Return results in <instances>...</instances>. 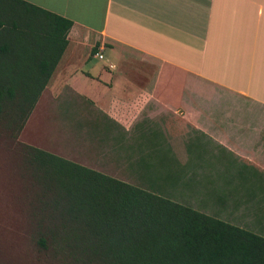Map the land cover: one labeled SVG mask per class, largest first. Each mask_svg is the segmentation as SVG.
<instances>
[{
  "label": "crops",
  "instance_id": "1",
  "mask_svg": "<svg viewBox=\"0 0 264 264\" xmlns=\"http://www.w3.org/2000/svg\"><path fill=\"white\" fill-rule=\"evenodd\" d=\"M7 2L72 22L40 97L87 103L100 128H264V0ZM8 32L11 53L25 48L23 67L49 56L45 33L26 23ZM235 142L264 183V144Z\"/></svg>",
  "mask_w": 264,
  "mask_h": 264
},
{
  "label": "trees",
  "instance_id": "2",
  "mask_svg": "<svg viewBox=\"0 0 264 264\" xmlns=\"http://www.w3.org/2000/svg\"><path fill=\"white\" fill-rule=\"evenodd\" d=\"M5 1L0 0V139L24 193L30 237L48 264H264L263 236L153 191L176 185L174 175L162 179V186L160 179L150 180L145 189L18 141L66 49L72 22L29 10L45 19L33 18L26 27L46 34L50 54L23 67L24 46L11 53L7 44L8 27L17 29L22 19L6 13Z\"/></svg>",
  "mask_w": 264,
  "mask_h": 264
},
{
  "label": "rangeland",
  "instance_id": "3",
  "mask_svg": "<svg viewBox=\"0 0 264 264\" xmlns=\"http://www.w3.org/2000/svg\"><path fill=\"white\" fill-rule=\"evenodd\" d=\"M5 4L6 13L25 21L22 24L45 20L25 7ZM87 108L83 101L39 97L18 141L145 189L150 180L160 179L162 186V179L174 175L176 185L153 191L264 237V183L227 143L259 147L264 144V128L174 125L124 132L116 126L100 128L103 118L85 116ZM2 145L0 139V264H48L30 237L24 193Z\"/></svg>",
  "mask_w": 264,
  "mask_h": 264
},
{
  "label": "built area",
  "instance_id": "4",
  "mask_svg": "<svg viewBox=\"0 0 264 264\" xmlns=\"http://www.w3.org/2000/svg\"><path fill=\"white\" fill-rule=\"evenodd\" d=\"M97 58L102 59V55L100 53L96 54Z\"/></svg>",
  "mask_w": 264,
  "mask_h": 264
}]
</instances>
